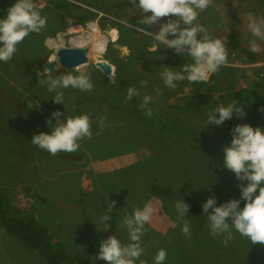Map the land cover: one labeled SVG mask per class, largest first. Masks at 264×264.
<instances>
[{
    "label": "rangeland",
    "instance_id": "obj_1",
    "mask_svg": "<svg viewBox=\"0 0 264 264\" xmlns=\"http://www.w3.org/2000/svg\"><path fill=\"white\" fill-rule=\"evenodd\" d=\"M8 1L12 0H0V6L4 9ZM32 2L38 8L50 6L49 0ZM67 2L71 3V12L58 20L55 34L53 10L49 9L44 15L45 26L33 35L37 39L44 35L45 48L38 58L26 61L19 55V63H0V188L10 210L58 241L68 258L62 264H80V259L74 261L73 257L100 241L94 230L102 231L105 238L116 235L122 245L129 243L127 233L122 235L117 228L104 227V213L108 214L106 224L114 214L113 209L108 210L109 201H115L113 206L122 213V219L134 207L149 203L153 213L148 225L154 232L168 233L177 226L174 202L182 197L188 204L184 219L190 225V235L186 237L178 227L172 237L178 248H186L185 259L193 256V264H209L204 251H210L220 254L212 264H264V244H251L235 230L232 239L222 244L221 236L210 234L205 214L196 215L207 196L214 195L219 204L239 197L238 185L246 183L222 166L221 146L230 141V129L244 122L264 127V111L260 110L264 108V89L255 83L264 82V40H257L256 50L251 51L246 30L247 12L264 16V0H210L209 6L198 13L196 22L203 26L205 34L222 40L227 62L208 81L183 80L175 88L165 86L159 72L166 65L178 68L183 57L167 48L150 52L154 40L146 43L148 49L133 48L122 23L129 22L138 31L132 36L142 39L144 32L139 29L154 34L160 21L169 17L143 27L139 17L148 13L136 9L133 0ZM85 9L96 15L79 17ZM92 22L116 41H110L104 52L95 59L89 57L77 68L49 71L45 65L48 58L57 60V55L53 56L57 48L72 46L69 39L79 34L74 31H87ZM229 36L238 38V49L232 47ZM245 50L257 56L255 61L245 59ZM15 53L19 54L17 50ZM23 53L33 58L34 50L25 49ZM95 63L101 68L106 66L103 70L107 76ZM111 64L115 69H111ZM120 65L124 71L119 76ZM77 70L90 76L93 88L83 92L62 89L65 108L62 102L54 103L53 94L39 81L46 72L57 76L60 72L75 74ZM128 78L134 81H126ZM126 82L136 87L140 95L127 98ZM143 94L154 97L149 104L150 116L140 107ZM232 100L244 107L243 116L233 114L220 125L206 123L207 113L216 104ZM55 109L62 115L65 111L67 115L83 112L89 116L92 135L79 140L74 152L50 155L30 142L34 132L50 131L45 118ZM77 154L81 158L73 157ZM132 162L134 166H130ZM152 177L160 181L162 188L171 187L173 197L164 200L157 194L147 201L153 192ZM189 196L192 202L187 200ZM139 243L142 252L144 248L148 251ZM91 260L93 264H106L96 253ZM0 264L49 263L37 249L0 224Z\"/></svg>",
    "mask_w": 264,
    "mask_h": 264
},
{
    "label": "clouds",
    "instance_id": "obj_2",
    "mask_svg": "<svg viewBox=\"0 0 264 264\" xmlns=\"http://www.w3.org/2000/svg\"><path fill=\"white\" fill-rule=\"evenodd\" d=\"M210 0H133V5L143 13L139 24H156L161 17H169L160 21L158 30L153 34L141 28L155 43L149 49L156 52L158 48H167L183 57L179 67L166 65L159 72L163 84L175 88L176 83L206 82L210 76L227 62V53L221 39L205 34V29L196 22L198 13L209 6ZM131 27L129 22L122 21ZM46 24V18L34 6L32 0H14L4 15L0 16V62L8 61L16 51V46L29 33L39 32ZM246 30L250 34V50L255 51L257 40H264V16L248 11L246 14ZM197 33H200L199 37ZM127 54V49L124 50ZM162 58V57H161ZM53 61L52 58H48ZM165 65V64H164ZM59 60L54 63V71L62 69ZM47 72H49L47 70ZM45 74L39 83L48 93H52V101L62 102L65 108L62 89L73 88L79 91H90L93 83L88 74L77 70L60 72L57 76ZM125 95L131 99L140 95L138 89L128 85ZM154 97L143 94L140 107L145 114H152L149 104ZM39 106V103L38 105ZM264 111V108L260 109ZM233 114L243 116L244 107L235 100L218 103L206 115V123L220 125ZM50 131L34 132L30 142L39 149L55 155L58 152L71 153L79 147L78 141L90 137L89 116L87 113L63 115L59 109L53 110L45 118ZM230 141L222 145V166L229 169L240 183L239 197L229 198L219 204L216 197L209 195L201 204V211L206 216L210 234L221 236V243L227 244L232 239L233 230L247 237L251 244H264V127L250 123H236L230 129ZM241 200L243 204L241 206ZM115 201L108 202L110 211ZM174 208L178 220H181L180 231L186 237L190 235V225L184 217L188 212V204L180 197L175 200ZM211 209V210H210ZM153 213L149 203L134 207L131 214L125 213L122 224L126 229L129 243L122 245L116 235H109L100 240L96 257L108 264H136L142 247L140 237L146 231ZM230 218V222H229ZM108 219L107 212L102 220L104 227ZM166 257L164 249H157L153 256V264H163ZM140 264H144L140 261Z\"/></svg>",
    "mask_w": 264,
    "mask_h": 264
},
{
    "label": "trees",
    "instance_id": "obj_3",
    "mask_svg": "<svg viewBox=\"0 0 264 264\" xmlns=\"http://www.w3.org/2000/svg\"><path fill=\"white\" fill-rule=\"evenodd\" d=\"M11 2L13 3L14 0L8 1L6 5H3V7L5 6L4 9L0 6V16L4 15L8 6L12 4ZM49 5L50 6H45L43 8H38V7L36 8L40 11L41 15L43 16L46 13H48L47 11H49V9L53 10V16H54L53 20L55 22L53 23L52 26H55V27L52 30V34H55L56 29L59 28V27L56 28V26L60 25V22L58 20L61 21V19H63L64 13L71 12V8H70L71 3H68L67 0H49ZM59 10H60V13H58ZM90 14L92 13H90L89 10L85 9L83 14H81L79 17L87 19V18H93L96 15V14H92V15ZM143 27H145V25H143ZM122 28H124V26ZM126 28H127V34L131 39L130 44L131 43L133 44L132 46L133 48L134 46H137V48H140V47L147 48L146 43H150V41L153 40L147 33L145 32L142 33L143 31H141V33L143 34L142 39L140 38L136 39L134 36H132V32H138V31L132 27L126 26ZM35 34H37V32L29 33L26 37H24V39L21 42L17 44L16 50L19 54H16V53L13 54L12 58L10 59L13 63H19V58H18L19 55L23 57L26 61H31L32 59L34 60L35 58H38L40 52L44 51V48H45L44 47V35L42 36L37 35L39 38L37 39L33 37V35ZM229 39H230L229 42L234 49H238L240 47L239 40L237 37L229 36ZM25 49L34 50L33 58L29 57L28 55L25 56L26 53H23L25 52ZM245 52L247 53V57H245V59L249 61H255V59L257 58L256 55H254L252 52L247 51V50H245ZM10 60L4 61V62L10 63ZM1 66L2 65H0V68ZM225 67H232V66L227 65ZM223 70L226 71L227 68H223ZM121 71H124V69H122L120 65V68L117 72L119 76H120ZM128 80L131 82L134 81L131 78L126 79V81ZM138 81H141V80H138ZM255 83H257L258 87H261L262 89H264V82L260 83L259 81H257ZM125 84H127V82ZM134 120H137L136 115H134ZM73 157L77 159L81 158L80 155L78 154L74 155ZM132 163L130 164V166L135 165V162H132ZM159 183L160 181H157L156 177H152V180H150V187L153 190V192L147 197V201L150 196L157 195V194L158 196H161V198L164 200L170 199L173 197L171 193V187L168 186V187L162 188ZM187 200L192 202V197L189 196ZM8 205L9 203L7 199L4 197L2 189L0 188V224L1 225L5 226L8 231L16 234L18 237L24 240L25 243L28 244L30 247L37 249L47 259L49 264H62L68 260L67 256L65 255L62 248L60 247L58 241H54L53 238L41 227L25 221L21 217H18V215H16L13 211L10 210ZM198 208L200 209V211L198 214L196 213V215L202 214L201 207H198ZM112 209L114 211V214L109 216L110 222L107 225L110 227H114L115 229L117 228L121 230L122 235L124 232L127 233L125 227L122 224L123 219H122V216L120 215L122 213L119 212L117 208L114 206L112 207ZM175 221L177 222V226L170 229L168 233H162L160 231L154 232V229H152L150 225L148 224L145 225L146 231H144L143 234L141 235L140 242L144 244L145 247H147L148 251H146L145 248L143 249V252L140 255L141 258L140 260L137 259L136 264H140L139 263L140 261H143L144 264H153V256L155 255L157 249H161V248L166 251V257H165L163 264H193L192 262L193 256H189L185 259L186 248L184 246L178 248L177 244L173 241L172 233L173 231L176 230V228L180 227V224H181V222L177 219V216L175 218ZM94 232L96 233L98 239L102 240L105 238L104 237L105 234H103L102 231L94 230ZM99 242L97 241L96 243H94L93 246H90L89 248H85L83 253L81 251L80 255H78L77 257H73V260L76 261L80 259V264H93L91 259L94 256V253H97L98 251ZM173 252H175V254ZM204 252L206 253L208 262H210L209 264H212V261H218V258L220 257V254L210 253V251H204ZM179 255H180V258H179ZM103 263L108 264V262L106 261Z\"/></svg>",
    "mask_w": 264,
    "mask_h": 264
},
{
    "label": "bare ground",
    "instance_id": "obj_4",
    "mask_svg": "<svg viewBox=\"0 0 264 264\" xmlns=\"http://www.w3.org/2000/svg\"><path fill=\"white\" fill-rule=\"evenodd\" d=\"M75 32H78L79 34L72 36L69 40L71 41V43L74 46H77L79 48H82L83 51L85 52V54H86V56H87L88 59H90V58L95 59L96 56H99V53L100 52H104L105 51L106 46H107V44L110 41H116L115 39L114 40H111L110 37L106 36V34H103L101 32V30L98 28V26L96 25V23H93V22L89 26V28H88L87 31H81V29H80L78 31L75 30L74 33ZM103 36L105 37V39H107L106 41H103ZM53 56H56V54L53 55ZM57 58H58V56H57ZM57 60H59V62H60V59L59 58ZM55 61L54 60L53 61H48L45 64L47 66V68L49 69V71L54 70L53 67H54ZM61 65L66 68V65H64L62 63H61ZM95 65H97V64L95 63ZM73 67H75V66H73ZM97 67L100 68L98 65H97ZM113 68H111V69H113ZM103 73H105V72H103ZM104 75L107 76L106 73Z\"/></svg>",
    "mask_w": 264,
    "mask_h": 264
},
{
    "label": "water",
    "instance_id": "obj_5",
    "mask_svg": "<svg viewBox=\"0 0 264 264\" xmlns=\"http://www.w3.org/2000/svg\"><path fill=\"white\" fill-rule=\"evenodd\" d=\"M56 55L60 59V62L62 64H64V65H66V68L68 67L67 69H72L73 66H75L77 68L78 65L85 64L87 62V60H88V58H87L85 52L83 51V49L79 48L77 46H73V45L72 46H61V47H59L56 50ZM97 65L99 67L101 66L99 63H97ZM110 67L113 68L114 65L111 64ZM100 69L103 72H105L103 69L106 70V66H102V68L100 67ZM113 69H115V67Z\"/></svg>",
    "mask_w": 264,
    "mask_h": 264
},
{
    "label": "crops",
    "instance_id": "obj_6",
    "mask_svg": "<svg viewBox=\"0 0 264 264\" xmlns=\"http://www.w3.org/2000/svg\"><path fill=\"white\" fill-rule=\"evenodd\" d=\"M238 89H239V87L236 90H238Z\"/></svg>",
    "mask_w": 264,
    "mask_h": 264
}]
</instances>
